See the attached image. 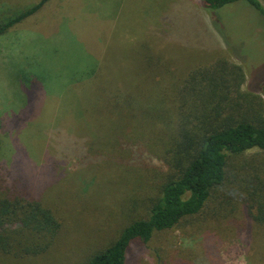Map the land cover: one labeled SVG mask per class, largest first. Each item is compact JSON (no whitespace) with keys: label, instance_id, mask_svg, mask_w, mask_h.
Here are the masks:
<instances>
[{"label":"rangeland","instance_id":"obj_1","mask_svg":"<svg viewBox=\"0 0 264 264\" xmlns=\"http://www.w3.org/2000/svg\"><path fill=\"white\" fill-rule=\"evenodd\" d=\"M39 1L0 0V24ZM205 4L49 0L0 36V184L16 183L61 222L47 253L0 264H85L129 218L145 216L167 171L157 128L129 133L112 159L88 152L92 139L105 149L134 124L114 112L111 95L142 108L171 98L163 88L171 79L225 59L242 68L241 91L264 110L262 15L242 0ZM237 209L135 240L124 264H264V228Z\"/></svg>","mask_w":264,"mask_h":264},{"label":"trees","instance_id":"obj_2","mask_svg":"<svg viewBox=\"0 0 264 264\" xmlns=\"http://www.w3.org/2000/svg\"><path fill=\"white\" fill-rule=\"evenodd\" d=\"M48 1L40 0L1 23L0 36ZM237 1L241 0H205V5L214 9ZM242 1L257 10L264 22V8L257 0ZM244 80L239 65L218 59L212 65L194 69L186 79H171L163 88L170 89L172 99L165 97L134 109L130 102L120 103L119 94L108 97L113 99L111 104L118 117H124L126 111V118L134 124L105 149L97 148V141L92 139L88 152H108L112 159L116 146L129 133L141 137L156 127L162 144L160 158L167 171L158 193L145 208V216L129 218L117 236L94 251L85 264H124L131 242L146 243L155 233L173 229L182 221L207 222L202 215L232 213L237 207L246 219L264 228V110L255 108L249 95L241 91ZM154 83L162 86V82ZM142 126L146 130L141 131ZM250 151L256 152L249 159ZM2 183L0 256L22 259L44 255L56 243L61 222L36 199L24 198L16 183L5 186V179ZM219 194L222 201L218 203ZM15 220L18 228L11 227Z\"/></svg>","mask_w":264,"mask_h":264}]
</instances>
